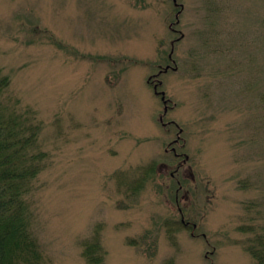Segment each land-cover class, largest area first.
<instances>
[{"label": "rangeland", "instance_id": "obj_1", "mask_svg": "<svg viewBox=\"0 0 264 264\" xmlns=\"http://www.w3.org/2000/svg\"><path fill=\"white\" fill-rule=\"evenodd\" d=\"M176 3L0 0V67L45 124L49 162L32 194L45 264H86L81 241L96 225L102 264H254L239 228L264 222V0ZM178 30V70L160 90L176 103L164 120L184 128L176 148L195 178L179 199L200 237L167 232L179 215L167 169L135 193L120 184L177 162L165 149L178 129L159 123L147 80L174 65Z\"/></svg>", "mask_w": 264, "mask_h": 264}, {"label": "trees", "instance_id": "obj_2", "mask_svg": "<svg viewBox=\"0 0 264 264\" xmlns=\"http://www.w3.org/2000/svg\"><path fill=\"white\" fill-rule=\"evenodd\" d=\"M11 83V77L0 68V264H45L35 234L38 214L32 199L36 182L49 162V153L41 142L44 122L33 107L24 105L13 93ZM155 169V164H149L139 179L128 176V189L134 193L140 190L149 176L159 175ZM262 213L257 210L250 220L260 219ZM168 223L179 222L166 219L164 225ZM177 230L170 227L167 232ZM248 231L253 236L246 249L255 264H264V222L251 224ZM100 236L96 226L82 242V257L87 264H102L104 260Z\"/></svg>", "mask_w": 264, "mask_h": 264}]
</instances>
